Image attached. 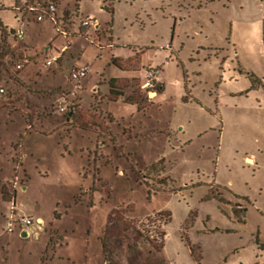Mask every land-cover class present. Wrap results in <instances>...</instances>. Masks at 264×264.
<instances>
[{
	"label": "rangeland",
	"instance_id": "1",
	"mask_svg": "<svg viewBox=\"0 0 264 264\" xmlns=\"http://www.w3.org/2000/svg\"><path fill=\"white\" fill-rule=\"evenodd\" d=\"M6 2L0 19L19 25L25 14ZM66 3L59 15L67 7L69 25L31 18L34 52L24 43L19 49L32 54L26 65L36 61L27 71L38 70L26 100L44 102L29 105L44 115L34 118L58 128L54 137L26 134L36 156L28 191H18L16 203L62 232L56 264H102L94 247L86 258L89 242L101 252L100 236L113 264H159L163 257L165 264H264V0ZM84 19L89 28H82ZM46 47L59 56L51 67ZM9 50L8 58L23 59ZM115 62L135 70L116 91L126 89L139 111L109 102L118 94L104 95L111 77L121 75ZM74 67L87 75L72 79ZM151 68L160 73L145 87ZM45 74L60 87H42ZM62 105L67 112L58 110ZM71 111L74 123L91 130L73 127ZM13 180H0L1 201L14 193ZM13 202H0V264H49L35 239L22 245L4 231ZM159 232L166 233L162 248Z\"/></svg>",
	"mask_w": 264,
	"mask_h": 264
},
{
	"label": "crops",
	"instance_id": "2",
	"mask_svg": "<svg viewBox=\"0 0 264 264\" xmlns=\"http://www.w3.org/2000/svg\"><path fill=\"white\" fill-rule=\"evenodd\" d=\"M6 1L9 2L10 10H12V11L16 10L15 7L18 4L19 0H2V1H0V12L8 10V9H6L7 8V2ZM66 2H67V0H64L61 3V6L62 5L63 6L68 5ZM61 6H60V8H61ZM62 18L64 19L66 24H68V25L70 24L71 12L67 7H66L65 15ZM28 20H29V18H28ZM31 21H32V19H30V23H31ZM18 22H19V19H17L16 25H11V24H5L2 21V19H0V26H1L0 28H8V27L15 28L18 26ZM30 23L28 25V28L30 26ZM28 28H27V32H28ZM95 31L97 32L98 30L95 29ZM113 45L114 44L112 43L109 46L112 48ZM21 46H22V44L21 45L18 44V42H16V40L10 36H4V40L2 42L0 41V84L6 86L8 89V94L5 97L3 104L0 105V180L10 181V180H13V178L15 179V182L13 183L14 185H11V188L8 185V187L10 188L11 191L13 188L15 189L14 193L13 194L11 193V198L8 200H4V201H1V199H0V202L14 201L13 202L14 208L11 210V215L10 214L6 215V213H5L4 231L11 234L10 239H12V241H14V242L20 241L19 243H21L22 245H25L24 244L25 240L35 239V241H37L36 242L37 244L33 245V246H36V250L38 251L40 249V251L44 255V258L46 257V260L49 262V264H56V262H55L56 258L55 257H57V253H58L59 249L64 248L65 239H64V236L62 235V232L59 229H57V226L55 225V223L53 221L52 222L50 221L47 224L46 221L44 220V218L40 215L35 216L34 213L26 214L21 209H18L17 203H16V196L18 194V191H22L24 193L28 191V182L30 180V177L32 174V168L34 165L32 163L33 161L31 162L30 159L34 158V156H36V152L29 146V143L26 144V142L24 140L26 134L30 135V133H32L34 131V133H40L42 135H45L46 137H54V136H56L55 132L58 128V124H54V122H52V121H49V120L43 121L42 119H38L39 121L38 120L36 121V119L34 118L35 115L37 118H41V116L44 114L38 113L37 110H35L36 113L34 114V112H32V109H30L29 105L31 104L33 106L32 108L35 109V108L44 107V102H42V101L34 102L32 100H29V101L26 100L27 95H28L27 92H30V89H28V88H30L31 85L34 83L32 80L33 73H35V74L38 73V72L36 73V71H38V70H31V71H27V70H28L29 65L36 64V61L32 60L30 62V64L26 65L23 70L17 71L15 69V62L19 61L21 58H19V56H17L18 59L14 60V59L9 57L10 60H7V59H9L8 58L9 53L11 55L12 54L14 55V53H12V52H8V55H7V53H6L7 47H9L12 51H18ZM23 46L25 48H27L28 50H32L34 52V44L30 38L29 39L26 38V41H25ZM100 46L102 48H104V46H102V45H100ZM64 49H65V47H63V50ZM19 51H20L19 53L22 54L23 56H29L30 55L29 57L31 59L32 54H30L28 52L26 54H23L21 52V50H19ZM66 51H68V49L65 50V53H66ZM49 53H50V47H46V52L44 53V54H46L45 56L47 57L49 55ZM65 53H63V55ZM34 57H36V56H33V58ZM120 60L124 61V59L117 58L118 62H120ZM132 60L133 59H131V58L126 59V61H132ZM9 61H11L12 65H9ZM115 65L120 70L121 75L115 74L114 76H112L110 83L112 80H115L114 87H115V90H118V87H116V84H118V81L119 80L122 81L125 79H132L133 77H135V70L126 69L125 67H122L120 65V63L115 62ZM76 68H80V67H74V69H76ZM51 74L56 75V73H51ZM40 79L41 80H38V81L42 84L41 85L42 87H47V86L60 87V86L56 85V82L51 75L47 76L45 74ZM82 82L84 85L88 84V81L85 80V82H84V79ZM110 83H109V91L106 94H104L105 96H107L108 94L111 93V84ZM93 86H95V85L93 84ZM122 90L125 91V94L122 93L121 95H119V99H114V100L111 99L110 100L108 97H106V99H109V102L127 103L128 105L131 106L132 109L137 107L138 111H139L137 101L128 102L126 97L129 94H128L126 89H122ZM96 91H98V92L101 91L99 85L95 87V92ZM165 91L163 92V94L165 93ZM94 97L96 98V101H97L98 100L97 96H94ZM106 99H104V100H106ZM106 102H108V101H106ZM81 107H83V106L81 105ZM103 109L106 111L104 104H103ZM28 111L29 112L31 111L30 114ZM28 115L32 118L31 124L33 126V128L29 131L27 130L28 125H29L27 122V116ZM75 115H77V113L72 112V111L69 112L68 117L70 118V122L74 123ZM79 116H81L85 120L86 117L89 116V114L86 111H82V114H80ZM33 118L35 120H33ZM77 120H79V119L77 118ZM38 122L40 124H38ZM80 122L76 121L74 123V125H72V126L80 128V129H84V130H91L90 126L85 124L84 121L83 122L80 121ZM55 123H57V122H55ZM21 136H23V138H21ZM33 137L35 138L37 136H33ZM20 138H21V140H20ZM16 177H17V180H16ZM24 179H25L26 183L24 182L25 184H23V185L20 184V182L23 181ZM82 195H83V193H82ZM89 195L91 196V194H89ZM91 198H92V196H91ZM78 202H81V201L77 200V203ZM20 215H25V216L32 217L34 219L37 218L39 220H43L44 231L39 236L28 235L27 230L24 227H22L18 221ZM58 216L59 215L56 212L55 218H59ZM8 220L13 221V227L11 229L7 228V221ZM48 225H49V227H48ZM48 233H50V234H48ZM99 240H100V243L102 246L101 252H100L99 246L97 244L94 245V241L89 242L88 256L86 258L88 260H91V249L94 247V248H96L95 257L96 258L102 257L103 258L102 264H107L108 261L105 260V250L103 247L101 236L99 237ZM67 244L69 245V243H67ZM70 259L74 260V258H72V256L69 257L68 260H70ZM76 261H78V260L76 259L75 262ZM42 264H43V259H42Z\"/></svg>",
	"mask_w": 264,
	"mask_h": 264
},
{
	"label": "built area",
	"instance_id": "3",
	"mask_svg": "<svg viewBox=\"0 0 264 264\" xmlns=\"http://www.w3.org/2000/svg\"><path fill=\"white\" fill-rule=\"evenodd\" d=\"M64 0H19L18 4L16 5L15 9L19 10L20 13H24L25 17L20 21L19 25L15 28H4V30H0V41L4 38V36H10L13 37L18 44L25 43L26 38H27V28L30 23V19L33 18L36 22L42 23L44 22L47 18L52 19L55 21L57 24L60 23V21H64V19L59 15V10L61 3ZM30 15V16H29ZM28 17L29 20H28ZM71 19V18H70ZM92 25L90 20L84 19L82 21V28H89ZM95 29L98 30L99 24L94 25ZM65 34L68 35V31H65ZM82 36H85V33L82 31L81 32ZM88 37L91 42H97ZM59 58L58 55H48L45 59V65L47 67L53 66L54 62L57 61ZM30 61L29 56H24L23 59H20L19 61L15 62V69L17 71H21L25 68L26 63ZM160 73V70L158 69H150L147 71L149 81L145 84V87H153L155 85L154 79L158 77V74ZM87 75V68L85 67H80L73 69V72L71 74L72 79H82ZM153 81V82H150ZM8 94V89L6 86L0 84V105L4 101L5 97ZM60 112H67L68 111V105H62L58 108ZM33 128L32 124L28 125L27 130H31ZM17 180V177H16ZM19 223L21 224L22 227H24L28 235H34V236H39L43 231H44V222L43 220L39 219H34L29 216L25 215H20L19 217ZM13 227V221L8 220L7 221V228L11 229Z\"/></svg>",
	"mask_w": 264,
	"mask_h": 264
},
{
	"label": "trees",
	"instance_id": "4",
	"mask_svg": "<svg viewBox=\"0 0 264 264\" xmlns=\"http://www.w3.org/2000/svg\"><path fill=\"white\" fill-rule=\"evenodd\" d=\"M106 8V7H105ZM108 9L111 13H114V9L113 8H106ZM1 27V26H0ZM0 30H4V28H0ZM4 40V38L2 39V41ZM1 41V42H2ZM9 47H7V50H6V53H8L9 51ZM4 50V49H3ZM114 82L115 80H112L111 81V93L112 94H118V95H121L122 93H118L116 90H115V87H114ZM68 115V114H67ZM68 117V116H67ZM31 120L32 118L28 115L27 116V122L28 124H31ZM21 138H23V136H21ZM170 218H171V215L169 216V219L166 220V224H168L170 222ZM158 236V235H157ZM165 236H166V233L165 232H159V236L158 237H161V243L159 245V248H162L163 244H164V240H165ZM102 240V243H103V247H104V250H105V255H106V249H107V245L104 243V239H101ZM165 261L166 259L163 257L162 259H160V263L159 264H165Z\"/></svg>",
	"mask_w": 264,
	"mask_h": 264
},
{
	"label": "water",
	"instance_id": "5",
	"mask_svg": "<svg viewBox=\"0 0 264 264\" xmlns=\"http://www.w3.org/2000/svg\"><path fill=\"white\" fill-rule=\"evenodd\" d=\"M107 264H113V263L109 261V262H107Z\"/></svg>",
	"mask_w": 264,
	"mask_h": 264
}]
</instances>
